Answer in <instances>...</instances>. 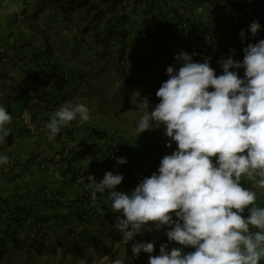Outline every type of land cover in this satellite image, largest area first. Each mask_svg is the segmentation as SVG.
<instances>
[{
  "label": "clouds",
  "instance_id": "1",
  "mask_svg": "<svg viewBox=\"0 0 264 264\" xmlns=\"http://www.w3.org/2000/svg\"><path fill=\"white\" fill-rule=\"evenodd\" d=\"M20 7L19 3L9 4L8 10L16 12ZM260 29L261 25L253 21L248 31L255 37ZM239 35L243 43L245 30L241 29ZM99 47L101 51L102 46ZM121 48L126 50L121 59L124 64L121 61L118 64L124 66L133 54L123 43ZM234 52V49L230 50V53ZM243 52L242 61L234 60L232 54L221 59L223 74L219 76L207 58L203 63L194 62L196 53L180 52L174 60L181 66L178 71L172 66L166 68L168 79L157 90L160 102L151 112L148 99L141 98L139 110L142 115L136 127L137 135L164 125L165 135L170 138L166 147H172L171 141L177 144L172 154L163 152L165 156L159 167L143 166L134 160L130 154L138 151L128 139L115 142L111 139L105 143L98 157L102 164V154L109 145L124 146L128 154L116 158L117 163H129L146 177L131 193L118 191L124 179L119 174L120 168L103 172L101 182L91 175L100 174L104 166H98L96 171L84 169L91 174L88 188L93 203L82 202L81 189L79 201L91 209L84 215H88L86 219L81 218V225L99 223L100 217L105 215L115 218L113 227L122 234L112 233L110 245L113 239H117L118 244L124 240L132 241L136 235L152 231L150 225L157 230L162 226L167 228L161 234L164 240L133 243L132 248L125 251L127 264L140 261L141 264H260L264 260V207L257 205V192L253 190L264 189V40L249 43ZM42 62L46 66L54 67L55 64L47 60ZM54 68L46 72L38 67L34 72L51 75L48 83L54 86L58 76L66 75ZM241 68L245 70L244 78L232 71ZM36 85L44 91L43 83ZM37 98L31 100L35 109L22 110L21 114L24 112L25 116L22 115L19 121L32 135L33 114L40 110L35 106H46V102H39ZM77 117L80 122L89 121V109L85 104L61 106L46 124L49 141ZM11 122L12 116L0 106V144L6 143L5 138L11 133L6 126ZM91 130L97 132L98 138H105L98 128ZM62 157L60 160L55 154L49 158L56 160L58 173V165L65 159ZM8 162L7 155L0 156V165ZM78 170H73L70 176V171L65 174L67 180L75 177ZM59 177L57 182L63 180ZM244 180L250 182L251 187L242 186ZM55 189L58 200L63 202L60 206L66 212L67 203ZM105 192L108 193L106 199L103 198ZM98 193L102 196L99 200ZM246 210L247 217L243 215ZM22 215L29 223L26 213ZM75 227L77 230L79 226ZM67 230L70 235L69 226ZM41 234L35 233L38 237ZM21 247V254L28 253L25 244L21 243ZM188 248L195 251L185 254ZM112 264H122V261L116 259Z\"/></svg>",
  "mask_w": 264,
  "mask_h": 264
},
{
  "label": "rangeland",
  "instance_id": "2",
  "mask_svg": "<svg viewBox=\"0 0 264 264\" xmlns=\"http://www.w3.org/2000/svg\"><path fill=\"white\" fill-rule=\"evenodd\" d=\"M102 6H104L105 8H103ZM37 7L41 6H38V4H36L35 2L30 4L31 11L24 13L25 18L22 19L21 17H19L15 21L13 20L12 23H10L4 31V33L11 39L9 40L10 42H8V44H5V58L3 62H0V106H12L15 102L14 96L23 92H29L31 90H28V88L33 77L32 75L34 71L38 69V67L46 72H51L53 70V66H46L44 64L38 66L36 65L39 60L38 58L41 56L40 54L45 53L44 57L41 58L42 60H40L41 62L47 60L55 63L56 65H60L61 63L66 62V64L64 65L68 69L69 78L71 81H84L87 86L85 88L86 90L92 91V88L99 87L100 92H96L93 99L91 100L92 102L89 104V106H87L90 109V119L86 123L90 124L91 126H100L101 128L99 127V131H106L110 128H113L115 131L114 135H107L103 139L96 136L94 138L89 137L88 141H86L87 144L85 143L84 147L85 156L83 157V159L77 160L78 163L74 162L75 166L80 165L84 166L86 169H89V166H91L92 164V160L96 159L94 157L98 156L97 152L95 151L98 149H102L105 146V143H109L111 141V137L115 142L121 139L122 136L125 135V133L131 132L130 137H132L131 139H133V146L137 148L140 145L141 141L145 140L146 138L143 135L133 136V134L136 133V130H134L135 126L129 123L132 118L133 121H136L137 118H141L140 114L142 113L139 110V104L141 103V98H143V96H138L135 98L134 90H132V88L130 89V80L128 79V76H126V79H123L125 78V74H122L123 78L118 76L119 70L107 63L108 58L104 57L103 59H100L101 56L99 54L92 52L89 49L81 51L82 48L80 47V45L82 42L78 43L77 41H74V39H72L73 35L71 34V31L74 32V28H78V31L80 32L81 29L84 30L90 23L91 24L89 27H92L94 25L93 17L97 14V12H106L108 10L112 13L113 8H117V6H114V0H68L64 2L63 6L54 7L53 11H49V8L47 7L46 10L38 17H33L34 12L37 10ZM117 9L120 11V13L122 12V9ZM67 13H70V15L65 16V14ZM57 16H60L61 20L58 21ZM99 22H101L102 26L103 24H105L102 17L100 18ZM51 23L53 25H50ZM32 24L41 32L37 33L30 29V25ZM63 24L64 27L69 25L74 26H71V31H67L66 33H64V35H61L59 28L63 26ZM87 47L90 46L87 45ZM230 54V52L222 53L224 57H227ZM79 74H81L80 77ZM123 83L126 84V87L124 88L123 85H121V88H119L118 85ZM69 88L70 87L67 86L66 88H64V91H67L66 93L70 94L73 101L75 103H83L84 99L82 98V96L84 94V91L75 89L70 93V91H68ZM8 97L11 99V101L7 100ZM61 97L62 96H60V101L63 100ZM27 98H29V96H27ZM30 98L32 100L31 96ZM31 100H28V103L23 108H21V111L24 109L30 111L31 108H34ZM69 100L71 101V99ZM69 100H67V102H70ZM65 101L66 100H63L62 103L57 106L55 112L64 105ZM100 104H103L104 106H112L109 114H107L106 111H102L100 109ZM157 104L158 103H155L154 106ZM149 112H151L150 108ZM22 115L25 116L24 112L22 114L21 112H19L17 113V115H14L12 117L15 118L16 123L19 124V121L22 120ZM48 115V112H43L41 114L42 120L39 122H35L36 124H33V136L32 138L27 139L28 141L21 139L19 141L17 138L15 139V135H13V138L11 137L12 139L10 144L7 142V140L6 143L0 144V156L7 155L9 157L8 164L0 165V175H5L6 177V182L0 184V202H2L3 200H11L19 206L23 205V202L17 197L14 198L9 191L11 190L13 192L15 189L18 190V188L22 187V185H20V182L16 183V185L9 179L11 177V173L8 171V168H11L10 166L13 165L12 162L15 158H21L24 159V161H27V163H32L29 160H35V158L39 156V154L48 153V156H51L52 146H64L63 143H59L60 137L58 136H56L57 138H55L53 141H49L48 130L46 128V124L50 120L46 119ZM25 119L28 120V116H26ZM37 123L38 126H36ZM9 126L10 125H7L6 127ZM74 126L77 127L74 128ZM84 127L85 122H80L79 117H77L75 121H72L69 123V125L63 127L58 134L63 137L64 134H66V130H69L72 140H77V138L82 139V134L85 133ZM151 131L154 133L153 135L155 136V139L159 137L157 140L163 146V152L166 155L172 154V152L177 149V144L174 141H171V148L166 147V144L170 142V138L165 135V132L156 130L155 128H151ZM0 135H2V133H0ZM72 144L75 146L78 145L73 141ZM93 144L97 145L98 147L95 151L89 153V151H91L89 150V148L92 147ZM64 163H66L65 159H63L60 164ZM41 174L42 176H45L46 174L50 175V179L47 178L48 181H56L53 173H48L47 171H45ZM60 174L62 175L61 171ZM42 176L39 178L35 177L33 174H29V176L27 177L28 179L25 178V189H29L31 195L35 190L34 193L41 196L40 193L43 190L42 185L46 184V182L43 181L44 179ZM244 182L245 183L242 184V186L246 188L251 187L250 182L246 180H244ZM52 186L55 188L57 187L54 184ZM46 188L49 187L46 186ZM253 190L257 192V205L264 207V204L259 202V200L264 197V189ZM41 197L43 198V201H34L31 204L28 203V206L26 205L27 208L32 211V214L36 215L40 213L39 215H41L49 213L48 211L45 213V211H42L40 209L41 203H43V206H45L49 197ZM48 205L49 209L51 208L53 214L56 215L57 207L55 205H51L50 203H48ZM243 215L247 217V210ZM27 216L29 217V215ZM28 222L31 225L33 223V220L29 217ZM114 223L115 218H110L106 215L101 216L99 225L92 228L91 231L86 228H82L77 231L75 230L76 227H74V229L72 230L73 234L68 235V238H66V241L64 243H68L70 246L74 245L83 252L85 248H88L94 253L93 257L97 258H100L107 251V248L110 247L108 250L109 252H112V257L120 258L123 256L122 252L127 251L128 248H132L133 243L147 242L148 240H151V242L155 243L157 240H160L162 238V235H160L157 231L152 230L150 231V234L136 236L132 241L128 242L124 240L122 244H118L117 239H113L110 246L109 239L111 234L115 231H118L113 227ZM3 229H6L7 236L2 242L3 246L0 248V264L59 263L57 261L58 256H54L53 259H43L45 258L44 256H46L45 253L50 252L51 249L55 250L56 247H60L61 245V241L57 242L50 234L47 235V240L41 246L36 244H27L25 246L28 250V254L30 255V257H32L29 258L26 252L21 254V245H14L15 241L13 239L23 236L21 228L11 224L8 228H6V225H3ZM63 230L64 232H66L65 235H67L68 230L64 228ZM57 233L62 236L61 230H59ZM162 244H165V242H163ZM168 251L170 252L171 249H168ZM192 251H195V249L188 248L185 254ZM183 253L184 252H182V254ZM43 254L44 256L42 258ZM82 256L83 255L81 253H78L77 260L69 262L68 264H87L88 261L85 258H82ZM37 258H39V261L36 260ZM88 258L90 259V257ZM260 264H264V260H261Z\"/></svg>",
  "mask_w": 264,
  "mask_h": 264
},
{
  "label": "crops",
  "instance_id": "3",
  "mask_svg": "<svg viewBox=\"0 0 264 264\" xmlns=\"http://www.w3.org/2000/svg\"><path fill=\"white\" fill-rule=\"evenodd\" d=\"M23 1L29 4L28 9L25 12H30L31 11L30 4H32L33 2L38 4V6L42 4L41 2H45L46 7L49 8V11H53L54 7L63 6L64 2L68 0H51L50 4L48 3L49 2L48 0H0V47L3 48L4 52L6 49L5 44L7 43L8 40L6 34L4 33L5 29L9 26L10 23H12L13 20L15 21L19 17H21L22 19L25 18V14H24L25 12L21 13V9L23 7V3H22ZM145 1H143L142 4H144ZM250 1L252 3L254 2L255 4L254 10H256L259 13L260 18L264 21V0H250ZM15 3H19V5L21 6L19 11L9 12L8 10L9 4H15ZM159 3L162 7V14L161 17L159 16L158 18H154V16L151 13L144 14L143 5H139L136 2V0H119V1L114 0V6H117V8H120V10L122 9L121 13L116 7H114L112 13L109 12L108 10H107L108 12L99 11L100 12L99 17L93 20V24L96 25L97 23L98 24L97 26L99 27V31H102L101 37H99V39L97 40H101L102 37L108 34L107 31L112 33L115 32L116 37H122L124 39L122 40L123 44L126 47H128L131 54H133V56H131L132 61L131 59L128 60L123 68H119L117 66L118 60L116 55V47L112 45L109 46L107 49H104L105 51L100 55L101 56L100 59H103L104 57L108 58L107 63L110 66H114L119 70L118 76H120L121 78H123L122 74H125V78L123 79H126V76H128V79L130 80V89L132 88V90H134L135 98L138 96L146 97L149 101L150 111H152L156 106V105L154 106L155 103L160 102V99L156 96V92L160 88L162 83L168 79V76L166 74V68L168 66H172L175 70L178 71L179 67L181 66L180 63L174 60V57L178 53L180 52H187L188 54L196 53L197 55H195V59H193V61L199 63H203L204 60L207 58L209 60L210 67L213 68L216 72V75L219 76L223 74V70L219 63V60L221 58L222 59L226 58L222 55V53L230 52V50L234 49L235 52L231 54L233 55V57L241 56L239 57L240 58L239 60L242 61L244 57L243 49L247 47V45L249 44L248 42L249 37L246 34L243 43L241 42L240 35H238L239 36L238 40H235V38L233 37L234 34L233 35L229 34L230 32L229 27H231L230 25L231 18L230 15L228 14L229 8L227 7V5H225V0H207V1L159 0ZM102 7L105 8L104 6ZM214 7L215 8L220 7L221 11L218 15L212 16L210 13L212 12V9ZM200 9H203V11H200ZM69 15L70 13L65 14V16H69ZM101 17L105 23L106 22L110 23V25H107L108 29L105 26V24H103L102 26L101 22H99ZM179 18L182 19L184 18L185 21L189 22V24L193 28V31L195 32V35L199 36L198 38L199 40L198 41L195 40L194 39L195 37L188 41L186 39H183L184 47H181L182 49L178 51H172L171 48L168 46L166 51L164 52L162 49L163 47L162 46L158 47L157 43H155L157 41L156 37L163 38L162 39L163 42V40L166 38V35H170L173 32H177L178 29L181 28V25H179L178 23ZM57 20L58 21L61 20V17L57 16ZM90 24L88 25V27L90 26ZM50 25L53 24L51 23ZM71 26L74 25H69L64 27L63 24V26L59 28L60 34L64 35V33H66L67 31H71L70 30ZM92 27H89L90 29L89 32L84 34L82 33V29L79 32L78 28H74V32L71 31V34L73 35L72 39H74V41H77L78 43L82 42L80 45V47L82 48L81 51L89 49L92 52L99 54L100 47L99 46L95 47L94 46L95 44L93 43V37H92L93 33L91 32ZM105 27L107 29L106 33H104L103 30L105 29ZM87 45H89L90 47H87ZM236 45L237 46L240 45L241 48L236 49ZM207 46L210 47L211 49L210 52H208V50L206 49ZM5 54L6 52L4 53V55ZM137 55H139L140 57L137 58ZM128 57L129 56H126V58ZM40 64H43V62H41ZM64 64H66V62H63L60 65L54 64L55 67L54 69L60 72H65L69 78L68 69ZM232 71H237L238 75L241 78H244L245 70L243 68L238 70L232 69ZM80 76L81 74H79V77ZM68 81L69 82L66 85V87L67 86L70 87L68 90L70 91V93L75 89L84 91V94L82 96L84 102L82 104H85L86 106H89V104L92 102L91 100L93 99L96 92H100L99 87L92 88V91L86 90L85 88L87 86L84 81H79V80L71 81L70 78ZM121 85H123L124 88L126 87V84L123 83L118 85L119 88H121ZM209 90L211 91L212 89ZM66 92L67 91H64V89H62L59 95L56 97V101H58L57 106L60 105L63 100H66L64 102V105L74 106L78 104L75 103L72 97L70 96V94ZM60 96H62L61 97L63 99L62 101H60L61 100ZM69 99H71V101ZM67 100H69L70 102H67ZM43 109L39 110V112L41 111L40 114L44 112ZM100 109L102 111H106V113L109 114V111L112 109V106L110 105L104 106L103 104H100ZM141 115L142 114H140V116ZM139 119L140 118H137L136 121H133L132 118L130 120L129 124L135 126L134 130H136ZM76 127L77 126H74V128ZM95 127L96 126H91L90 124H87L85 122V127H84L85 133L82 134L81 137L82 139L77 138V140H72V137L70 136L67 138L61 137L59 143L60 144L63 143L64 146L62 147L60 145L52 146L51 156L55 154H60L61 156H65L66 163L58 165V169H59L58 174L62 176L63 179L62 181L52 182L50 180L49 181L47 180V178L50 179V175L46 174L45 176H42L41 173H43V171L40 172L37 168L41 164V162H47V160L51 156H48V153L39 154V156H37L35 160H30L32 163L28 162L26 164V166H29V168L27 169V172L24 175L25 176L24 179L19 181L22 187L18 188V190L15 189L13 192L9 190L11 192L10 194L15 195L17 198H19L23 202L24 206L26 205L28 206L29 205L28 203L31 204L34 201L35 202L43 201V198L41 196L36 195V193H34L35 190L32 192L31 195L29 189H25L24 186L26 184L25 178L28 179L27 177L29 176V174H33L35 177H39V178L41 176L43 177L44 179L43 181L46 182V184L42 185L43 186L42 188L44 189L53 188L52 185L54 184L55 186H57L56 188L58 189L60 193V197L63 199L64 202H66L68 205L73 204L72 209L75 206H77L79 203V194L81 193V189L83 185L81 183V180H79L77 177H73L68 181L65 174L70 171L69 173L70 176L73 170L75 171L80 168L86 169L84 166H80V165L75 166L74 162L78 163L77 160H81L85 156L84 147H85V143L87 144L86 141H88V138L89 137L94 138L95 136L98 137L97 132L91 130V129H95ZM99 127L96 128L100 130L101 127L100 128ZM102 132L103 134H105L104 135L105 137L107 135H114L115 133L113 128H110L109 130ZM130 133L131 132L125 133V135L122 136V138L130 140V142L133 145L132 142L133 139H131L132 137H130ZM153 134L154 133L151 131V129L141 133L140 135H143L146 139L141 141L139 147H142L150 140L155 139V136ZM135 135H137V132L133 134V136ZM158 138L159 137H157L156 139ZM111 139L113 138L111 137ZM72 141L76 142L78 145L77 146L73 145ZM97 147H98L97 145L93 144L92 147L89 148V150H91L89 151V153L95 151ZM136 149H138V147ZM101 150L102 149H98L95 151L97 152L98 156L94 157L96 159L92 160L91 166H89V169H86L87 171H91V170L96 171L98 169V166H103L102 162L98 158ZM23 160L24 159H22V161ZM60 171L62 172V175L60 174ZM13 183L16 184L18 183V181ZM46 186L49 188H46ZM45 196L49 197L50 201L53 200V198H51L49 195H45ZM42 206L43 203H41L40 209L42 211H45V207L43 206L42 208ZM47 210L45 211V213L47 212ZM61 212L64 213L65 211L61 210ZM57 214H60L59 210H57ZM3 215H1V217L3 218V220H5ZM77 217H79V215H77ZM36 223L40 224V222H36ZM47 223L51 224V221ZM80 223H81V218L79 219V221H72L69 219L67 222H64V224L55 223L56 226L55 228H51V226L46 227V229L44 230V232L41 234L40 237L35 235V230H33L32 226L29 224L28 229L20 227L23 236L15 239H17L20 242V244L21 243L25 244V246L27 244L31 245L33 243L41 246L47 240V235L50 234L52 237H54V239L57 242L61 241V245L60 247H56L55 250L51 249L50 252L45 253L46 256H44L43 254L42 258L44 256L45 258L43 259L47 260L48 258L53 259L54 256H58L57 261L59 263L57 264H68L69 262L77 260V256L79 252H81V254L83 255L82 258H85L88 261L87 264H112V261L116 259H120L122 261V264H127L126 252H122L123 256L120 258H113L112 252H109L108 250L110 248L109 247L107 248V251L100 258H97V257H93L94 253L90 251L88 248H85L83 252L74 245L70 246L68 243L67 244L64 243L66 241V238H68L69 234L67 233V235H65L66 232H64L63 228L67 229V226H69L72 231L75 226H79L77 231H79L82 228H86L89 231H91L92 228L99 225L98 222L88 226H83ZM150 226L154 231H157L160 235L167 231V228L164 226H162L159 230H157L154 225H150ZM59 230H61L62 236H60V234L57 233ZM118 232L119 234H122L119 230ZM146 234H150V232L144 231L142 234L136 236H143ZM147 242H151V240H148ZM88 257H90V259ZM36 260L39 261V258H37ZM135 264H141V263H135ZM143 264H149V262Z\"/></svg>",
  "mask_w": 264,
  "mask_h": 264
},
{
  "label": "trees",
  "instance_id": "4",
  "mask_svg": "<svg viewBox=\"0 0 264 264\" xmlns=\"http://www.w3.org/2000/svg\"><path fill=\"white\" fill-rule=\"evenodd\" d=\"M49 4L51 2V0H48ZM143 1L145 0H139L136 2L139 5H143V10H144V14H149L151 13L154 18H158L159 16L161 17L162 14V7L159 3V0H146L144 4ZM207 1V0H204ZM23 3V7L21 9V13L25 12L28 9V5L27 3H25L24 1ZM42 4H40L39 6L41 7H37V10L34 12V16L33 17H38L40 14H42L45 10H46V4L45 2H41ZM22 5V4H21ZM225 5H227V7L229 8L230 11H233L235 13H237L238 17H239V24L234 25L233 23H231L232 21H230V25L231 27H229V34L233 35V37L235 38V40H238V35L240 34L241 29L245 30V34L249 37V43L251 44H255L257 43L258 40H264V21L260 18L259 13L254 10L255 8V4L254 2L252 3L250 0H225ZM31 9V8H30ZM220 7L219 8H213L212 12L210 13L212 16L213 15H218L220 13ZM65 12V11H64ZM100 12H97V14L93 17L95 19H97V17H99ZM123 18V17H122ZM253 21H257L260 25H261V29L260 31L257 33V35L255 37L252 36V34L248 31L249 25L253 22ZM178 23L179 25H181V28L178 29L177 32H173L170 35H166V38L168 39H164L162 42L163 38L160 37H156L157 41L155 43H157L158 47H163V51L165 52L167 47L169 46L171 48L172 51H178L180 49H182L181 47H184L183 45V39L191 40L194 39L195 40H199V36L195 35V32L193 31L192 26L189 24V22L185 21V19L183 18H179L178 19ZM98 24L96 23V25H94L92 27L91 32L93 33L92 37H93V43L95 44L94 46H102L101 51L99 53V55H101L105 50L107 49L109 46H117L116 49V55L118 57V62H117V66L119 68H123V65H119L118 63L121 61L122 58L125 57L124 53L122 52V48L121 45L123 43L122 40H124L122 37H116L115 32H109L107 31L108 27L107 25H110L109 22L105 23V29L104 33H107L104 37H102L101 40H97L99 39V37H101V32L99 31V27L97 26ZM97 27V28H96ZM30 29H32L34 32H41L39 29H37L36 27H34V25H30ZM89 27L87 26L84 30H82V33H88L89 32ZM238 30V33H237ZM114 36V37H113ZM7 44L8 42H10L9 40L11 39L9 36H7ZM96 37V38H95ZM160 41V42H158ZM13 42V41H11ZM112 42V43H111ZM234 42V41H233ZM92 43V44H93ZM92 46V45H91ZM155 46V45H154ZM120 47V49H119ZM237 48H241V46H237L236 45V49ZM208 50V52H210V47L207 46L206 48ZM207 52V53H208ZM4 50L3 48L0 47V62H3L2 58L5 56L4 55ZM41 56L38 58V62L36 63V65H41V58L44 57L45 53H41ZM140 57L139 55H137V58ZM241 56H235L233 57L234 60H239ZM131 58H129L130 60ZM193 59H195V56H193ZM222 59V58H221ZM220 59V60H221ZM219 60V61H220ZM132 61V59H131ZM62 73V72H61ZM32 82L30 83V86L28 88L31 89L29 92H23L20 93L16 96H14V103H13V107L11 105L5 106L4 108L6 109V111H8V113L11 116L17 115V113L21 112V108H23L27 103L28 100L30 98V96L32 97H38V101L39 102H46V106L41 107L39 106L40 104H37L35 107L38 109H43L44 112H48L49 115L46 119H50V117L55 113L58 101H56V97L59 95V93L61 92L62 89L66 88V85L68 84V75H64L61 74L60 76L57 77V84H55L54 86H51V88L46 89L45 87H43V90H41L40 85H36L37 83H35V80L38 76H40V74H35V72L32 75ZM44 78V82L43 83H48L51 81V75H42ZM42 82V81H41ZM39 91V92H38ZM27 96H29V98H27ZM9 101H11V99L8 97ZM10 104V103H8ZM41 112V111H40ZM40 112H36L33 114V122L34 124H36L35 122H39L42 120V116L40 114ZM43 113V112H42ZM38 126V123L37 125ZM155 126V125H153ZM11 129V133L10 135H8L6 137L7 142L10 144L11 143V139L13 138V135H15V139L17 138L19 141L21 140H27L32 138V134H30V131H26L24 127L21 126V123L19 122L16 123L15 118L12 117V122L10 124L9 127ZM156 130H161L165 132V126L164 125H160L158 127H154ZM58 137H60L61 139V135L57 134ZM70 136V131L66 130V134H64V137H69ZM12 137V138H11ZM105 137V136H103ZM57 138V137H56ZM59 139V140H60ZM28 141V140H27ZM8 144V145H9ZM110 149H117L111 145H109V148H106L105 152L109 151ZM119 150V149H118ZM139 154H143L144 152L148 151V154L152 157L160 155L163 152V146L161 145V143L157 140V139H153L150 140L148 143H146L145 145H143L142 147L138 146L137 149ZM105 152L102 154V157L105 155ZM121 155H127L128 153L126 151H122V149L120 148V150L118 151L117 154ZM57 156L60 157V160L63 158L60 154H57ZM57 159V158H55ZM30 161V160H29ZM53 160L48 159L47 163H51ZM13 165L10 166L11 168H8V171L11 173V177L9 178L11 180V182H19L20 180L24 179V175L27 172V169L29 168L28 166H26L27 161H22L21 158H15L14 161L12 162ZM104 166V164H103ZM120 170H122V167L120 168ZM2 171V170H1ZM45 172V171H43ZM67 174V173H66ZM6 182V177L5 175H0V184ZM83 186L85 185H89L90 181L87 182H81ZM69 184V183H68ZM108 193L105 192L103 194V198L106 199L107 198ZM14 198H16L15 195H13ZM260 199V198H259ZM84 200H82L83 202ZM48 203H50L51 205H55L57 207V210L60 211V214H56L54 215L53 212L51 211V208L49 209L48 207V203L45 204V211L47 210L49 213L48 214H32V211H30V209L27 208V206H19L16 203H14L11 200H3L2 202H0V248L3 246L2 242L5 240V237L7 236L6 233V229H3V225H6V228H8L11 224L15 225L16 227H21V228H26L28 227V224L26 220H24L23 222H21V217L22 213H26L27 215H29L30 219L33 220V223L31 224L32 229L36 231H39L40 233H43L44 230L46 229V227H50L51 228H55V223L58 224H62L64 222H67L69 219L72 221H79L80 218H82L87 211H90L91 209L88 207V204H82L80 201L78 203L77 206H75L72 209L73 204L68 205L67 204V208H66V212L62 213L61 210L59 208L62 209V207L60 205H62V201L60 200H55L53 199L52 201H50V199H48L47 201ZM87 202V201H86ZM259 202L264 204V197H262V199L259 200ZM69 206V207H68ZM69 211V212H68ZM4 214V215H3ZM1 215L4 216L5 220H3V218L1 217ZM77 215H79V217H77ZM28 217V216H27ZM28 217V218H29ZM51 224L47 223L50 222ZM36 222H40V224L36 223ZM47 223V224H46ZM34 234V232H33ZM15 241L14 245L15 246H19L21 245L19 242L17 243L15 239H13ZM142 263V261H140Z\"/></svg>",
  "mask_w": 264,
  "mask_h": 264
},
{
  "label": "built area",
  "instance_id": "5",
  "mask_svg": "<svg viewBox=\"0 0 264 264\" xmlns=\"http://www.w3.org/2000/svg\"><path fill=\"white\" fill-rule=\"evenodd\" d=\"M229 15L231 17V21L234 25L239 24V17L237 15V13L231 11L229 12ZM126 53V50H123ZM122 51V52H123ZM121 64H124V60H122L120 62ZM42 81V82H41ZM44 82V78L42 75L38 76L35 80V83L39 84V83H43ZM43 86L46 89H49V87L51 86L50 83H43ZM117 149L113 150L110 149L109 151L105 152V155L103 156V161H104V169L101 170V176L100 174L98 175H91L88 174L84 169L80 168L78 171L75 172V177H77L79 180H81V182H87L89 181V175L95 177L97 182H101L104 175L102 174L103 172H108L110 170H113L115 168H121L122 170L119 174L123 175L124 179L122 180V183L120 184L121 189H119L118 191L120 192H124V193H131L135 187L142 181L143 178H146L143 176V174L138 171L135 167H131V164H118L117 163V159L118 157H123V155L117 154L118 151L120 150V148L122 149V151H126L128 152L126 147H117V146H113ZM119 149V150H118ZM125 156V155H124ZM130 156L134 159V160H138L139 163H141L143 166H147V167H159L160 166V161L161 159L165 156V154L162 152L160 155L157 156H150L148 154V151L144 152L142 155L139 153H131ZM135 166V165H134ZM40 172L41 171H47L48 173H53L55 176V179L58 181L60 180V177L58 175V171H57V166H56V160H53L50 164H41L40 166H38L37 168ZM49 191V193H48ZM41 196H45V195H49L50 197H53L55 200H58V196H57V190L55 188H49V189H44L41 191L40 193ZM81 200L84 201H88L90 204H92V199H91V192L88 188V185H85L82 187V193H81ZM102 196L98 193L97 194V200H99ZM21 217V222H23L25 220V217L22 215ZM88 217L84 216V219H86ZM174 219H176V217L174 216Z\"/></svg>",
  "mask_w": 264,
  "mask_h": 264
}]
</instances>
